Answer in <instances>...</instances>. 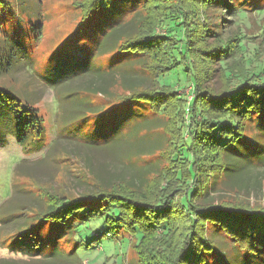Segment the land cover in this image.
<instances>
[{"label": "trees", "instance_id": "obj_1", "mask_svg": "<svg viewBox=\"0 0 264 264\" xmlns=\"http://www.w3.org/2000/svg\"><path fill=\"white\" fill-rule=\"evenodd\" d=\"M140 1L145 2L117 0L122 12L99 28L93 46L77 28L64 38L68 47L84 52L70 58L64 49L58 80L69 90L64 89V101L58 96L57 114L64 123L61 135L87 149L114 153L112 145L129 147L125 157L138 168L137 178L74 198L46 188L33 194L13 181L33 174L20 160L13 168L12 195L0 203V245L17 256L0 257V264H72L82 239L91 235L96 244L111 230L130 237L143 264H210V255L216 264H264V204L241 197L248 187L245 171L251 164L264 169V70L246 68L238 47L244 32L235 20L256 3L148 0L147 17L138 9ZM113 2L92 0L79 27L113 9ZM228 15L232 20H225ZM34 16L30 33L0 29V74L22 69L20 55L30 53L42 31L41 18ZM231 23L236 28L225 30ZM178 26L181 37L175 34ZM175 50L193 79L185 98L163 81L176 64ZM193 59L207 78L222 76L226 85L215 88L209 78L207 83L202 71H194ZM36 101L0 84V104L13 113L16 143L24 153L45 142ZM108 116L117 120L107 124ZM155 151L169 163L140 158ZM228 191L241 198L229 200ZM96 223L108 229L91 226Z\"/></svg>", "mask_w": 264, "mask_h": 264}, {"label": "rangeland", "instance_id": "obj_2", "mask_svg": "<svg viewBox=\"0 0 264 264\" xmlns=\"http://www.w3.org/2000/svg\"><path fill=\"white\" fill-rule=\"evenodd\" d=\"M3 1L1 2L3 4L0 5V29H7L6 31L10 33L18 31L28 33L31 32L30 26L33 27L31 22L37 19L34 16L35 13L41 18L42 31L40 37L29 46V54L22 53L20 55L22 69L16 68L7 73H1L0 84L10 87L22 96H26V99L37 100L35 107L43 119L45 142L40 150L24 153L16 143L13 113L6 105L0 104V203L12 195L13 168L20 160L25 161L24 169H34L30 170L33 174L20 175L17 180L13 178V181L20 185L19 190L32 189L33 194L44 193V188H46L49 191L63 192L64 195L74 198L85 192L97 191L98 186L109 185L111 182H117L120 179H136L138 168L125 157V152L126 156L129 153V147L118 144L112 145L114 153H111L113 151H110L109 148L87 149L70 136L61 135V130L64 132V123H60V117H58L60 114L59 105L61 104L58 96L63 100L64 89L68 84L66 82L64 88V81L58 80V78H62L58 77L60 75L58 67L59 64L64 65V49L67 51V57L70 58L73 56L78 58V55L84 52L79 47H68L64 38L77 28L78 31L81 30L82 32L80 33L81 36L85 35L86 43L93 46L99 28L115 22L116 17L122 12L123 5L117 4V0H114L113 9L102 12L99 17H94L86 26L79 27L78 24L83 21L85 10L88 9L92 0ZM252 1L256 4L245 8L249 10L238 13L235 20L238 23L237 27L244 32V38L238 42V47L244 51L242 53L246 68L249 72L258 73L264 70V0ZM187 2L191 5L189 0ZM147 5H149L148 0L140 1L138 9L148 17ZM131 16L129 12L126 21L129 22ZM225 17V20H232L229 15ZM231 26L236 28L235 23H231L226 26L225 30L233 29ZM174 29L176 30V37H181V26ZM157 30L163 31L164 29H156V32ZM90 32H92V36H90ZM2 50L3 48H1ZM103 57L107 59L112 58L113 55L105 53ZM239 57L240 53L237 54L239 60H234L235 65L236 62H240ZM181 59L180 53L175 50L173 61H176V64L174 63L166 72L163 81L178 93L185 92V94L182 93L185 98L188 95L186 91L191 92L193 89L191 83L193 79L188 75L186 65ZM191 62L197 65L194 66L196 74H200L202 71L200 76L204 77L207 83L209 78L213 87L222 88L226 85L222 76L218 80L214 76L207 78V73L203 72L202 63H196V59L191 60ZM236 68H239V63ZM87 76L90 75L87 74ZM87 78L85 77V80ZM68 88L71 87L68 86ZM59 89H63V92L58 93L56 90ZM22 102L24 103V101ZM106 118H108L107 124H109L111 117ZM111 120L117 119L112 117ZM112 124L117 125L115 121ZM88 130L90 129L88 128ZM122 152L124 156H121V160H117ZM159 157L163 158L164 166L169 163L166 156L157 151L140 158L155 162ZM248 169L245 171L247 175L244 177L248 187L241 197L243 199L248 198L251 203L257 199L264 204V180L261 179L264 176V169L252 164ZM254 177L263 182H260V187L259 184L257 185L258 181L253 179ZM231 193L230 191L226 193L230 194L226 195L230 196L229 200L236 197L234 194L239 195V193H232V195ZM241 197H236V199ZM27 198L24 195L23 198L21 197L22 200ZM91 226L104 230L108 229L105 224L96 223ZM111 232L112 235L109 237L98 238L96 244L95 241L89 240L92 238L91 235L82 239L75 247L79 259L72 264H127L128 262L139 264V256L133 247V243L130 245V237L120 230H111ZM89 241L90 244L88 245L87 242ZM16 256L0 245V257ZM208 258L210 264H216L214 255H210Z\"/></svg>", "mask_w": 264, "mask_h": 264}, {"label": "built area", "instance_id": "obj_3", "mask_svg": "<svg viewBox=\"0 0 264 264\" xmlns=\"http://www.w3.org/2000/svg\"><path fill=\"white\" fill-rule=\"evenodd\" d=\"M191 96H188V98H190Z\"/></svg>", "mask_w": 264, "mask_h": 264}]
</instances>
